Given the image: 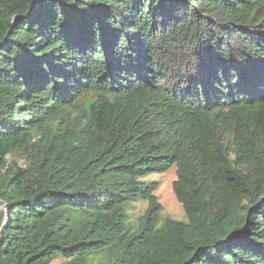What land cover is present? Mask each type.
Segmentation results:
<instances>
[{"label":"trees","instance_id":"1","mask_svg":"<svg viewBox=\"0 0 264 264\" xmlns=\"http://www.w3.org/2000/svg\"><path fill=\"white\" fill-rule=\"evenodd\" d=\"M0 199V264H264V0H0Z\"/></svg>","mask_w":264,"mask_h":264},{"label":"rangeland","instance_id":"2","mask_svg":"<svg viewBox=\"0 0 264 264\" xmlns=\"http://www.w3.org/2000/svg\"><path fill=\"white\" fill-rule=\"evenodd\" d=\"M176 176L177 167L173 166L166 172H152L142 177L144 180L157 181L158 188L155 194L163 207L159 214L158 225L167 217L186 220L184 208L173 191V181ZM148 206L149 200L146 199L127 202L128 220L133 229L137 227L140 217L145 213ZM61 262L62 259H56L51 264H61Z\"/></svg>","mask_w":264,"mask_h":264},{"label":"water","instance_id":"3","mask_svg":"<svg viewBox=\"0 0 264 264\" xmlns=\"http://www.w3.org/2000/svg\"><path fill=\"white\" fill-rule=\"evenodd\" d=\"M2 210H4L7 213L9 212V208H8L7 204L0 199V213H1ZM6 223H7V219L4 220V222H3L4 225H2L0 227V238H1L2 234H3V232H4V229L6 227Z\"/></svg>","mask_w":264,"mask_h":264}]
</instances>
